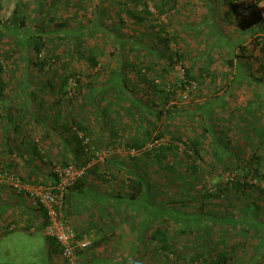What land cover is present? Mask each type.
Instances as JSON below:
<instances>
[{
  "label": "rangeland",
  "instance_id": "1",
  "mask_svg": "<svg viewBox=\"0 0 264 264\" xmlns=\"http://www.w3.org/2000/svg\"><path fill=\"white\" fill-rule=\"evenodd\" d=\"M256 2L0 0V140L31 136L51 172L82 171L63 217L89 241L69 261L48 253L43 225L0 220V264H214L220 253L224 264H264ZM70 125L83 137L78 156ZM0 164L31 182L14 157ZM9 183L0 180V212L22 195L39 210Z\"/></svg>",
  "mask_w": 264,
  "mask_h": 264
},
{
  "label": "built area",
  "instance_id": "2",
  "mask_svg": "<svg viewBox=\"0 0 264 264\" xmlns=\"http://www.w3.org/2000/svg\"><path fill=\"white\" fill-rule=\"evenodd\" d=\"M254 9L264 17V0L256 2ZM54 172L57 176V182L50 187H46L29 181L23 183L18 175L10 174L0 165V180L9 181V184L18 193L25 192L36 207L41 206L44 208L47 216L46 234L54 238L56 243L59 244L62 256L72 261L75 249L82 251L89 245L87 238H77L73 227L63 217L66 192L72 184L81 178L82 171L73 163H67L57 166Z\"/></svg>",
  "mask_w": 264,
  "mask_h": 264
},
{
  "label": "crops",
  "instance_id": "3",
  "mask_svg": "<svg viewBox=\"0 0 264 264\" xmlns=\"http://www.w3.org/2000/svg\"><path fill=\"white\" fill-rule=\"evenodd\" d=\"M27 111H29L28 108H27ZM73 119L83 123V121L78 120L77 118H73ZM72 121L73 120H71L70 124L72 123ZM29 125L33 126L34 121L30 120ZM1 135H2V132L0 130V138H1ZM32 142L33 140H31V136L29 138V141H25V144L23 145L20 144L22 146L18 145L15 142L11 144L9 141L5 139L4 140L1 139L0 143L2 146H0L1 147L0 155L1 154L5 155L6 158H9L10 161H11V157H14V159L18 160V163L21 164L19 166L20 169L24 168L25 170L28 171L26 173L22 172L24 177L28 178V180L30 178V180L32 179L35 182L39 181L43 183H51L53 182V173L50 171L48 167H45L46 165L43 163L46 162L45 155L47 156L48 160H52V157H51L52 155L50 154L49 150L44 151L38 145L35 146ZM73 146H74L75 152H77L76 155L78 156V154H81V152L76 147L74 141H73ZM42 161L44 162L42 163ZM45 168H47V170H45ZM21 203L23 204V206H20ZM27 204H30V201L24 195L17 197V199L15 198L10 199L8 202H5V204H3V206L6 207L5 210L7 211H5L4 213L2 211L0 212V220L2 222L5 221V222L11 223L13 221H17L18 219L17 217H20V221H22L27 226H32L33 228L34 226H36L38 228L39 225H43V218L41 216L40 210H34L32 206L30 207ZM65 205H71V206L74 205L73 204V194L70 196L69 200L65 201ZM18 207H20V211L19 212L14 211L15 208H18Z\"/></svg>",
  "mask_w": 264,
  "mask_h": 264
},
{
  "label": "trees",
  "instance_id": "4",
  "mask_svg": "<svg viewBox=\"0 0 264 264\" xmlns=\"http://www.w3.org/2000/svg\"><path fill=\"white\" fill-rule=\"evenodd\" d=\"M257 1H259V0H257ZM146 5H144V7H145ZM134 18H137V16L136 17H134ZM153 27H155V26H153ZM159 41H160V43L162 44V45H164L165 47H167L168 45H169V40H168V38L167 37H164V36H161V34H163L164 32V28L163 27H161L159 30ZM37 42L38 41H35V47L37 48V50H39L38 49V44H37ZM257 43H259L260 44V51H261V53H262V55L264 56V36L262 37V38H260V42H257ZM241 48H242V46H241ZM171 61V60H170ZM93 63H96L95 61H93ZM65 68V66H63V68L62 69H64ZM0 72H1V68H0ZM1 74V73H0ZM74 73L72 72V71H69L68 72V74L67 75H65V76H63L62 77V85H63V87L64 86H66V84H67V82H68V80H69V77L71 76V75H73ZM3 82L1 81V76H0V95H1V93L3 92ZM72 126H74L75 128H77L78 130H82V131H85V128H83L82 127V125L80 124V122L79 121H77V120H73L72 121V124H71ZM73 129V128H71V126H67V129L68 130H75V131H73L72 132V140L74 141V143H75V145H76V147L78 148V150L80 151V152H82V146H83V148H84V145L82 144V142H83V137L82 136H79L78 135V131H77V129ZM134 147H136V148H138L140 145H136V144H134L133 145ZM192 146H193V152L194 153H196V149H195V146H196V141H194L193 143H192ZM162 156H163V151H162V149L161 150H156L155 151V154H154V157H155V160L157 161V162H161V159H162ZM0 165H2V164H0ZM247 166V164H243V168H245ZM169 169H171V170H173V166H170L169 167ZM52 173H53V182H52V185H54L56 182H57V176H56V174H55V172H53L52 171ZM79 180V179H78ZM79 181H81V180H79ZM79 181L77 182H75L74 184H72L73 185V187H77V185L79 184ZM71 185V186H72ZM72 187V188H73ZM137 189L139 190V188L137 187ZM263 192V191H262ZM134 197L137 195L136 193H133L132 194ZM66 196V195H65ZM64 202H65V198H64ZM65 205V204H64ZM38 209L40 210V213H41V216H42V218H43V227H45V225L47 224V216H46V212H45V210H44V208H42L41 206L39 207L38 206ZM45 240H46V247H47V251H48V253H50V254H59L60 253V246H59V244H57L56 243V241L54 240V238H52V237H50V236H45ZM213 262H214V264H224L225 262H226V255H225V253H220V254H218L217 255V257L216 258H214V260H213Z\"/></svg>",
  "mask_w": 264,
  "mask_h": 264
}]
</instances>
